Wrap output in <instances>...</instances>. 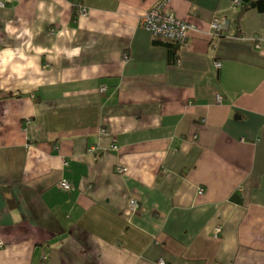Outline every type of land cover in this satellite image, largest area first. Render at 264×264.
<instances>
[{
  "label": "crops",
  "instance_id": "obj_1",
  "mask_svg": "<svg viewBox=\"0 0 264 264\" xmlns=\"http://www.w3.org/2000/svg\"><path fill=\"white\" fill-rule=\"evenodd\" d=\"M82 1L0 0V264H264V0Z\"/></svg>",
  "mask_w": 264,
  "mask_h": 264
},
{
  "label": "built area",
  "instance_id": "obj_2",
  "mask_svg": "<svg viewBox=\"0 0 264 264\" xmlns=\"http://www.w3.org/2000/svg\"><path fill=\"white\" fill-rule=\"evenodd\" d=\"M168 1L169 0H161L156 7L152 8L143 16L141 23L152 34L177 41L182 47H187L189 34L191 31L197 30V27L192 23L178 18L174 12L167 10ZM75 9L82 15H85L87 12V8L82 0H75ZM214 26L218 25L215 24ZM259 47L264 51V43L259 44ZM218 65H221V63L219 62ZM103 89L105 90L106 87ZM117 171L120 173L124 172L125 166L119 165ZM62 184L65 188H72L67 180H64ZM200 190L202 191L203 189ZM130 205L133 209H137L139 202L137 199H131ZM221 231L222 228L218 227L216 234L219 235ZM4 246L5 242L0 241V248H3Z\"/></svg>",
  "mask_w": 264,
  "mask_h": 264
},
{
  "label": "clouds",
  "instance_id": "obj_3",
  "mask_svg": "<svg viewBox=\"0 0 264 264\" xmlns=\"http://www.w3.org/2000/svg\"><path fill=\"white\" fill-rule=\"evenodd\" d=\"M6 31H13V28H12V26H11V24H8L7 26H6V29H5Z\"/></svg>",
  "mask_w": 264,
  "mask_h": 264
},
{
  "label": "trees",
  "instance_id": "obj_4",
  "mask_svg": "<svg viewBox=\"0 0 264 264\" xmlns=\"http://www.w3.org/2000/svg\"><path fill=\"white\" fill-rule=\"evenodd\" d=\"M177 42V41H176ZM170 44V43H169Z\"/></svg>",
  "mask_w": 264,
  "mask_h": 264
}]
</instances>
